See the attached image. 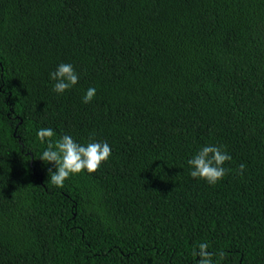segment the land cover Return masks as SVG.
Masks as SVG:
<instances>
[{"label":"trees","instance_id":"trees-1","mask_svg":"<svg viewBox=\"0 0 264 264\" xmlns=\"http://www.w3.org/2000/svg\"><path fill=\"white\" fill-rule=\"evenodd\" d=\"M41 128L111 156L55 187ZM205 145L232 157L215 185L190 176ZM199 243L264 264V0H0V264H196Z\"/></svg>","mask_w":264,"mask_h":264},{"label":"clouds","instance_id":"clouds-1","mask_svg":"<svg viewBox=\"0 0 264 264\" xmlns=\"http://www.w3.org/2000/svg\"><path fill=\"white\" fill-rule=\"evenodd\" d=\"M50 79L55 81L53 91L62 94L71 89L79 81V76L70 63H61L49 73ZM96 95V89L90 87L82 97V102L90 103ZM55 132L51 128H41L37 131L40 142L46 143V148L40 156V160L46 164H53L55 171L49 169V181L62 188L70 176L86 171L88 174L97 172L102 163L111 156V147L107 142L90 141L87 144L77 143L70 135H63L53 140ZM232 157L223 146L205 145L191 159L187 161L190 168V176L215 185L223 179L227 171L224 164ZM245 165H239L238 174H243ZM207 243H199L193 247L192 255L198 258L196 264H219L225 258V252L220 250L215 255L219 258L213 260V253L208 251Z\"/></svg>","mask_w":264,"mask_h":264}]
</instances>
